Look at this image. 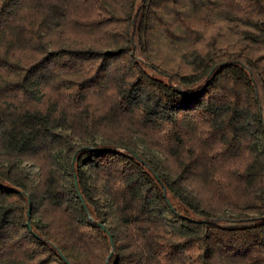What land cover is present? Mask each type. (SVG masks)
Instances as JSON below:
<instances>
[{
	"label": "trees",
	"instance_id": "16d2710c",
	"mask_svg": "<svg viewBox=\"0 0 264 264\" xmlns=\"http://www.w3.org/2000/svg\"><path fill=\"white\" fill-rule=\"evenodd\" d=\"M0 264H264V0H0Z\"/></svg>",
	"mask_w": 264,
	"mask_h": 264
},
{
	"label": "rangeland",
	"instance_id": "374dc122",
	"mask_svg": "<svg viewBox=\"0 0 264 264\" xmlns=\"http://www.w3.org/2000/svg\"><path fill=\"white\" fill-rule=\"evenodd\" d=\"M156 156H159V155L157 154ZM19 167L21 170H23L24 173H29V174L34 173L35 174L38 172V167L33 165L30 162H22L19 164Z\"/></svg>",
	"mask_w": 264,
	"mask_h": 264
},
{
	"label": "water",
	"instance_id": "95a60500",
	"mask_svg": "<svg viewBox=\"0 0 264 264\" xmlns=\"http://www.w3.org/2000/svg\"><path fill=\"white\" fill-rule=\"evenodd\" d=\"M28 227L30 226L29 223H27Z\"/></svg>",
	"mask_w": 264,
	"mask_h": 264
}]
</instances>
